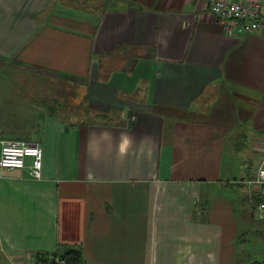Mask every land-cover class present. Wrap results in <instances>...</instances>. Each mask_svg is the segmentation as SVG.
Instances as JSON below:
<instances>
[{"label": "crops", "instance_id": "obj_1", "mask_svg": "<svg viewBox=\"0 0 264 264\" xmlns=\"http://www.w3.org/2000/svg\"><path fill=\"white\" fill-rule=\"evenodd\" d=\"M3 72L81 93L87 117L27 101L0 124L44 151L41 179L0 169V264L71 247L85 264H264V30L228 35L207 0H0Z\"/></svg>", "mask_w": 264, "mask_h": 264}, {"label": "built area", "instance_id": "obj_2", "mask_svg": "<svg viewBox=\"0 0 264 264\" xmlns=\"http://www.w3.org/2000/svg\"><path fill=\"white\" fill-rule=\"evenodd\" d=\"M208 6L228 35H253L264 30V0H207ZM30 161L29 165L27 161ZM44 151L39 144L14 139H0V169L25 170L34 179H41ZM260 189L261 201L255 204L256 216L264 220V146L261 164L250 181ZM37 264H67L62 255L50 253ZM259 264V263H253Z\"/></svg>", "mask_w": 264, "mask_h": 264}, {"label": "rangeland", "instance_id": "obj_3", "mask_svg": "<svg viewBox=\"0 0 264 264\" xmlns=\"http://www.w3.org/2000/svg\"><path fill=\"white\" fill-rule=\"evenodd\" d=\"M1 78H2V80L0 81L1 126H3L2 123L4 122L5 117L9 122H12L13 119L16 120V118L20 119L21 117L20 112L24 109L22 107V103L27 101L44 103L46 105V110H51L56 108L58 109V106L60 105L62 107L60 109L69 112V114L71 115L73 114V116L76 118L79 116H82L83 118L87 117V115H83V113L86 111V108L83 104V99L80 96L81 93L79 94V92L77 93V95L72 92L70 94L66 90L67 87H65V89H63V91L60 94H57L56 87H54L53 89L50 87L45 89H42L39 86L33 87L31 83H26L24 82V80H22L25 78L24 76L20 77V80L22 81L19 82L9 81V78H7V75H5L4 72L1 74ZM87 119L90 120V117H88ZM18 128L22 129L19 126ZM255 163L256 162L254 161L253 164ZM239 173L240 172L238 170V175ZM235 179L239 180L238 177H235Z\"/></svg>", "mask_w": 264, "mask_h": 264}, {"label": "trees", "instance_id": "obj_4", "mask_svg": "<svg viewBox=\"0 0 264 264\" xmlns=\"http://www.w3.org/2000/svg\"><path fill=\"white\" fill-rule=\"evenodd\" d=\"M107 118L106 115H104V119ZM50 254V253H49ZM48 254V255H49ZM59 255H62V257H64L67 261V264H85L84 263V259H83V253L82 250L76 247H71L67 250L66 253L61 254V253H57ZM47 255V256H48ZM46 256V257H47ZM43 258L44 260L46 259Z\"/></svg>", "mask_w": 264, "mask_h": 264}]
</instances>
